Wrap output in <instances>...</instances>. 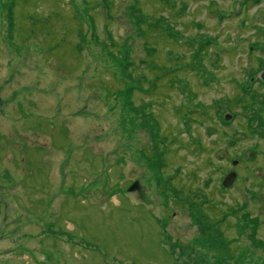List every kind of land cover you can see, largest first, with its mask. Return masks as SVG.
<instances>
[{
  "label": "rangeland",
  "instance_id": "rangeland-1",
  "mask_svg": "<svg viewBox=\"0 0 264 264\" xmlns=\"http://www.w3.org/2000/svg\"><path fill=\"white\" fill-rule=\"evenodd\" d=\"M256 1L0 0V264H264Z\"/></svg>",
  "mask_w": 264,
  "mask_h": 264
},
{
  "label": "trees",
  "instance_id": "trees-1",
  "mask_svg": "<svg viewBox=\"0 0 264 264\" xmlns=\"http://www.w3.org/2000/svg\"><path fill=\"white\" fill-rule=\"evenodd\" d=\"M12 1V0H11ZM263 0H257L256 1V4H260L261 2H262ZM14 7H15V5H14ZM10 15L9 16H11V18L13 19V16H14V12H13V9H12V11H11V13H9ZM14 23L12 24V27H11V32L13 31V29H14ZM154 28L155 29H157L158 27H157V25H154ZM153 28V29H154ZM197 47L194 49V51H196L197 49H199V52L198 53H196V55H194L193 56V62H194V66H195V68L197 69V71H199V73H202L203 71H204V59L207 57V53L210 51V49H211V43L209 42V40H201V42L200 43H198V45H196ZM150 50V49H149ZM151 51V50H150ZM154 53V52H153ZM150 56H153V54H151L150 53ZM199 60V61H198ZM264 63V62H263ZM203 67V68H202ZM202 68V69H201ZM158 69H159V66H158ZM202 74H204V73H202ZM202 76V78H204L205 76L204 75H201ZM144 78V77H143ZM253 80H255V78L254 77H252V79H251V81H250V83H249V86L247 87V91L248 90H250L251 89V86H252V84H253ZM261 83H262V85H264V81L262 80V79H260L259 80ZM156 85V84H155ZM133 90H135L134 88L132 89V91ZM170 182V179H168L167 180V182H165L164 184L165 185H167V183H169ZM174 204H177V203H174ZM192 206H196V205H192ZM197 207H200L201 208V204L200 205H198ZM193 208H195V207H192V209ZM199 209V208H198ZM198 209H196V210H198ZM217 209H219V207H217ZM237 211H239L240 213H241V215L242 214H244V218L249 222L251 219H250V217H249V215L247 214V213H245V209L244 208H238V210ZM240 219H241V217L238 219V221H240ZM225 221L226 220H223V221H219L220 223L218 224V222H217V226H219L221 223H225ZM252 221V220H251ZM216 226V227H217ZM217 230H218V233H220L221 232V230H220V227H217ZM242 231H244V228L242 227ZM252 231H253V233H254V227L252 228ZM251 231V232H252ZM257 236V235H256ZM224 238H225V236H224ZM250 238H254L253 236H251Z\"/></svg>",
  "mask_w": 264,
  "mask_h": 264
},
{
  "label": "water",
  "instance_id": "water-1",
  "mask_svg": "<svg viewBox=\"0 0 264 264\" xmlns=\"http://www.w3.org/2000/svg\"><path fill=\"white\" fill-rule=\"evenodd\" d=\"M261 79L264 81V73L262 74ZM229 118H230V116L228 115V116L226 117V120H229ZM236 163H237V162H235V164H236ZM235 179H236V174H235V173H230V174L226 177V179H225V181H224V183H223V186H224L225 188L230 187V186L234 183ZM138 189H139V183L136 182V183H134V185H132V186L129 188L128 191H129V192H135V191H137Z\"/></svg>",
  "mask_w": 264,
  "mask_h": 264
},
{
  "label": "flooded vegetation",
  "instance_id": "flooded-vegetation-1",
  "mask_svg": "<svg viewBox=\"0 0 264 264\" xmlns=\"http://www.w3.org/2000/svg\"><path fill=\"white\" fill-rule=\"evenodd\" d=\"M263 1H264V0H263ZM260 5H262V4L260 3ZM260 5H259V6H260Z\"/></svg>",
  "mask_w": 264,
  "mask_h": 264
}]
</instances>
